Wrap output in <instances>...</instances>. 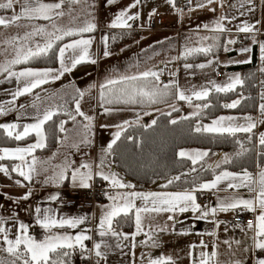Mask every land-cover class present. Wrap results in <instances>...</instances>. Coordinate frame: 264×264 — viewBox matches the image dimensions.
Instances as JSON below:
<instances>
[{
	"label": "crops",
	"instance_id": "1",
	"mask_svg": "<svg viewBox=\"0 0 264 264\" xmlns=\"http://www.w3.org/2000/svg\"><path fill=\"white\" fill-rule=\"evenodd\" d=\"M4 2L6 0H0V3ZM44 2H53V0H44ZM107 2L108 0H81L79 4L65 5L66 11L72 10L73 16L79 17L76 21L77 24L82 20H89L97 26L94 32L84 34V38H93V43L89 48L90 59H86L77 64L75 68L65 72L59 79L53 80L50 78L47 84L33 90V93L16 98L11 106V110L6 108L5 114L0 115V124L17 123L23 126L34 123L35 117L43 110L50 107L57 108L59 106L58 111L72 112L76 116V120H67L65 124L67 131L62 134L60 142L55 148L50 150H46L45 148L38 149L35 155L41 161L51 160L52 165L63 163L65 157L75 162L73 167H78L82 163H92L94 172L100 170L99 161L101 158H105L103 169L105 173L116 172L120 176L119 170L113 166L111 153L109 154L107 152V146L115 138L116 132H122L124 130L118 128L117 125L123 124L124 121H130L131 123L137 121L151 122L157 112L168 108V106L147 108L136 105L106 103L101 99V87L109 79H118L123 75L139 74L140 72L151 69L161 72L159 83L170 84L174 82L178 85L179 89L185 90L186 94H190L194 87L196 89H199L201 86L211 88V82L222 85L227 83L228 78L232 76L239 75L243 79L244 70L238 67L243 63L236 62L248 60L249 58L252 60L255 49L258 58V69L261 70L264 68V61L260 59L259 43H264V0H214V3L211 5H207V0H192L190 6L186 8L182 7L181 4L189 2V0H175V6L169 3V0H162L163 3L161 7H158L160 9L157 10L164 15L166 24L156 31L148 29V23L152 15L148 16L146 24L140 23L138 19L134 20L138 23L140 29L111 27L112 22L119 12H109L103 15V8H106L105 3ZM201 2L205 3L206 7H197ZM213 8L215 11H211ZM15 11L17 13L20 11L18 4L15 5ZM0 15L5 17L11 16L12 10L0 9ZM224 16L228 17L227 20L223 21L227 31L222 33L211 31L210 29L215 27L216 21ZM131 22L133 21H129L130 24ZM245 22L250 25H255L252 33L238 31V27L242 26ZM18 23L20 25L19 27L16 25L0 27V64L5 63L7 59L11 58L9 54L11 53V48L6 43L7 40H11L18 35L23 36L26 32L32 30L33 25H43L48 27L49 31L52 30L49 21H28L22 19ZM57 23L61 26H67L70 23V17L66 15L63 18H59ZM204 25H208V29H205L203 27ZM114 29L135 30L138 36V40L126 42L127 44L125 43L121 47L125 46L124 48L127 47L129 49L128 53H130L127 57L133 58L132 62L136 56H140V61L136 62L135 60L131 67H126L127 69L121 72L118 70L117 65H115L116 61L114 60L121 54L123 51L121 49L123 48L120 47L119 49L113 50L110 48V31ZM105 36L108 38L107 45L104 42ZM200 37H219L218 40H205L203 42L205 45L214 43L218 47L214 48L208 57L195 59L192 58L194 55H191L185 59L183 57L185 47L199 46ZM75 38L79 37H65L66 40L61 44L67 43ZM228 39L235 40L236 43L241 42V44L236 45L234 43L227 45ZM34 40L40 43L44 42L39 36L34 37ZM225 46L229 48V51H224ZM245 47H250L252 49L251 53L241 54L240 49ZM234 48L236 51L232 53ZM5 49H8V53H5ZM105 51L109 54L105 55ZM68 55L70 53L66 54V64L69 63ZM112 57L113 78L108 77L101 86L100 82L98 84V79L101 75L102 61L104 59L110 62ZM93 60L95 61L94 63L92 62ZM209 61L213 62L203 69L198 67L186 69L184 67L186 63L198 65L201 63L207 64ZM24 67L59 69L60 65L59 61L54 66L16 65L13 66V70L19 71ZM168 75L172 77L169 81L164 79V76ZM6 76V73H0V104H6L7 101L12 100L11 93L16 91L18 85V81L15 78L9 80L6 79ZM92 79H96L95 83H91L93 81ZM81 93H83L82 97L80 95ZM262 93H264V87L258 91L256 113L246 114L225 111L206 121L203 125L210 124L212 120L219 116L240 117L241 119L238 123L243 124L245 121L242 118L251 115L257 121V127L253 132L257 152H259V135L261 132H264V124L259 123V121L264 120V116L261 115L259 110V105L264 103V100L261 99ZM105 96L108 97V94ZM77 100L80 102L81 111L87 116L94 118L91 122L90 133H86L83 127L89 122L75 113V103ZM173 104L178 106L177 104L179 103L174 102ZM197 104H203V102L193 99L191 105L186 103L184 105L185 113L193 114L198 111L196 108ZM105 108L111 109V111L105 112ZM137 114H139V117ZM93 124L96 126L95 135ZM85 136L87 140L91 141L90 143H80ZM36 139L34 135L25 143H17L16 145L1 144L0 148L25 147L34 143ZM74 144L79 145L78 150L76 147H72ZM180 150H186L190 153L194 150L209 151L207 148L199 146L182 147ZM245 150V143H240L237 151L242 153ZM54 154L56 155L53 159ZM232 154H228V157L230 158ZM204 159L207 163L213 164L217 160H223V158H216L215 155H209ZM16 163L18 161L10 159L0 161V166H6L10 169L8 175L0 172V217L7 222L4 226L10 229V238H14L18 234L17 225L23 222L29 225V233L31 235L37 239H43L46 235V230L41 228L37 223V213L35 212V209L40 207L42 210L53 209L58 217H86L85 223L79 228L53 229V231L59 233L68 232L75 235L82 230L90 229L91 231L88 234L92 236V240L85 241L89 249L92 248L95 242H99L101 239H103L104 244L108 245V247L104 248L107 254V260H102L101 264H141L142 257L144 258L143 264H147V257L149 256L152 258L170 256L176 261V264H192V246H197L195 248L197 258L199 257L200 251H216L218 255L215 259L219 260L221 264H234V261L237 259L241 260L242 264H256L257 259L264 258V253L253 245L252 237L254 232L251 229L247 227H234L225 230L221 227V221L232 217L237 211H248L242 208L227 212L218 211L215 216L210 215L206 219H198V213L194 212L177 213L175 221L168 220L170 214L165 212L146 214L144 231L148 232V225H151V234L156 242V246H153V241H148L146 235L141 234L136 237L135 241L131 239L120 241L122 247L116 248L115 244L118 238L111 236L101 238L98 235V222L103 214L104 206L111 203L106 197L98 198L92 208H80L67 205L64 201L71 198L70 190L78 186H73L70 180H66L59 185L46 182L47 177L52 174V168L49 165H38V174H34L32 182L25 181L17 173L11 172V168ZM244 164L245 166L242 168L224 167L219 169L212 176L202 180L200 184L214 179L215 175L223 170L240 173L243 169H247L258 178L260 169L264 167V159L259 160L256 155L254 162L249 160ZM45 167L49 168L48 172L44 171ZM81 171L86 170L81 169ZM170 177L174 176L170 175L164 178H158L144 186H139L134 180H125L121 177L125 182L136 186L134 189L121 191L176 192L196 187H178L173 185V183L168 184ZM16 180H21L23 186L16 184ZM96 181L105 182L108 187V182L103 181L99 176H95L91 184ZM227 183V181L222 182L219 186L220 190H211L212 198L206 203L201 202V197L202 194L209 191H197L195 193L197 202L202 206L219 208L220 198L222 197L229 195L243 198L252 197L253 194L246 188H240L238 191L226 189ZM29 191L32 192L31 197L27 200L23 199ZM108 191L114 190L108 187ZM57 193H59V199L51 200L50 197ZM136 203L138 206L142 204L139 200ZM256 214H258V210ZM127 219H122L120 231L132 233L135 231L134 217H131L132 222ZM159 228H164L165 231H160ZM208 231H216V238L213 244L205 240ZM225 240L230 241L231 246L225 244ZM142 241H148V243L144 244ZM201 242L207 244L209 247L202 249L199 247ZM0 243H2V234H0ZM133 244L136 245L134 248L132 247ZM6 256V253L0 254V258ZM96 259L94 254L89 258L87 252H82V250L77 248L71 256L70 264H96Z\"/></svg>",
	"mask_w": 264,
	"mask_h": 264
},
{
	"label": "snow or ice",
	"instance_id": "2",
	"mask_svg": "<svg viewBox=\"0 0 264 264\" xmlns=\"http://www.w3.org/2000/svg\"><path fill=\"white\" fill-rule=\"evenodd\" d=\"M109 3H114L115 0H108ZM192 0H189L191 4ZM81 0H53V2H44V0H6L4 3H0V9L12 10V15L5 17L0 15V27H9L16 25L19 27L20 20H44L49 21L51 24V31L48 27L43 25H33L32 30L26 32L23 36H17L11 40H7L6 43L11 48L10 59H7L5 63L0 64V73H6V79L15 78L18 81L17 89L11 93L12 100L7 101L6 104H0V115L5 114L6 108L11 110L12 104L15 99L26 94L33 93V90L40 88L42 85L47 84L49 79H59L65 72L70 71L72 68L86 59H90L89 48L93 43V38H84L85 33H92L96 30V24L89 20H82L79 24L76 21L79 17H75L72 14V10H65L66 4H79ZM140 3V0H135L129 8H135ZM169 3L175 6V0H169ZM214 3V0H207V5ZM20 6V11H15V5ZM222 6V5H221ZM199 8L206 7V4L201 2L197 5ZM182 11V10H181ZM215 11V9H211ZM70 17V23L67 26L58 25L57 20L65 16ZM138 14H129V10H122L115 17L111 27L113 28H131L132 25L129 21L138 19ZM228 17H221L216 21L215 27L210 29L214 32L227 31L223 21L227 20ZM199 27V26H198ZM208 29V25L203 26ZM255 29V25L243 23L242 26L238 27V31L243 33H252ZM41 37L43 43L34 40V37ZM65 37H79L71 39L67 43L58 44V42L64 41ZM107 36L104 37L105 45H107ZM219 37H200V45L197 47H185L183 57H187L195 54H209L213 52V49L218 47L217 44L205 45V40H218ZM236 43L235 40L228 39L227 45ZM53 49L58 53L57 59L59 61V69L44 68L35 69L32 67H24L19 71H14L13 66L26 65L30 61L37 58H41L49 55ZM8 53V49L4 50ZM224 51H229L227 46L224 47ZM250 47L240 49L241 54L251 53ZM260 59L264 61V43H259ZM68 55L69 63L66 64L65 58ZM109 53L105 51V55ZM95 62L94 60L92 61ZM213 61H209L207 64L201 63L193 65L191 63L184 64L186 69H192L198 67L203 69L209 66ZM251 59L244 61H237L236 63H250ZM162 71V70H161ZM264 72V68L261 69ZM160 71L147 70L134 75H123L118 79H109L103 89L108 90V97L102 91L101 99L106 103H122L126 105L136 104H156L166 102V97L175 95V98L179 101H185L192 104L193 99L197 101H207L211 92L214 90L217 93H229L236 90L237 86H242L244 80L239 75L228 78V82L225 84L212 83V87L201 86L199 89L195 87L191 90L190 94H186L185 90L178 88V85L170 83L161 87ZM176 88L177 91L172 93V89ZM81 97L83 93L80 94ZM39 98V97H37ZM261 99L264 100V93L261 94ZM241 103L240 99L233 100L231 103L223 104L222 107L228 109H235ZM209 103L197 104L196 108L198 111L194 112V116H199L201 111L209 108ZM57 108H48L43 110L38 116L35 117L34 123L25 124L23 126L17 123H5L0 124V129H3L6 135L16 141H21L35 135L37 138L34 143H31L25 147L15 148H0V161L10 159L18 161L12 168L11 172L17 173L23 180L32 182L34 174H38V165H49L52 168V174L47 177L46 182L60 183L70 180L73 186L88 189L92 187L91 181L95 176H99L103 181L108 182V187L114 191H106L105 196L110 204L104 206L103 214L98 222V235L101 238L111 236L118 238L115 244L116 248H121L120 241H127L131 239L135 241L138 235L144 234L148 237V241H153V246H156V242L152 236L151 225H148L149 231L145 232L144 219L146 214L161 212L169 213L168 220L175 221L176 214H183L186 212L198 213V219H206L210 215L215 216L219 212H227L242 208L253 213L258 214L254 217V222L249 220L246 222V227L254 232L252 237L253 245L255 248L260 249L264 253V167L259 171L258 178L249 172L247 169H243L240 173L223 170L216 174L214 179L203 182L198 186L186 189L183 191L176 192H138V191H121L125 189H134V184L125 182L118 173L110 172L105 173L104 165L105 158H101L99 161V171H93L92 163H82L78 167H73L74 161L69 160L65 157L64 162L61 164L52 165L51 160L41 161L36 155L38 149H44L47 147L48 134L45 125L52 121L53 117L58 114ZM173 111H179L174 104L169 105ZM259 110L262 116H264V103L259 105ZM111 109L105 108V112H110ZM75 113L83 117L84 120L88 121L83 127L86 133L91 131V122L94 120L93 117L87 116L80 109L79 100L75 103ZM70 119L75 121L76 116L71 113H66ZM150 114V113H146ZM171 115V112L167 113ZM139 117V114H137ZM190 117L185 116L183 119H189ZM240 117L234 116H219L212 120L210 124L202 125L198 124L195 127L196 132H205L215 134L219 136H231L235 137L238 133L252 134L254 129L257 127V121L251 116H244L242 119L245 123H238ZM67 121H61L59 125V131L65 133L67 130L65 124ZM130 121H124L123 124L117 125L118 128L124 129L125 125L130 124ZM172 124L178 123L177 120L173 119L170 121ZM264 124V120L259 121ZM152 125L156 124V120L151 121ZM122 132L117 131L115 138L107 146V152L110 154L113 145L120 139ZM86 136L80 141V143H90ZM63 143V141H61ZM259 144L264 147V132L259 135ZM242 146V145H241ZM79 149L78 144L72 145ZM243 147V146H242ZM53 156V159L55 158ZM239 155V153H237ZM264 155V153H261ZM209 156V151L205 150H194L188 152L186 150H180L178 157L191 160L193 165L202 161L205 157ZM221 163H230L227 154L224 155L223 160L215 164V168H220ZM85 169L86 171H81ZM45 172L49 171L48 167L44 168ZM195 171V168H193ZM0 172L5 175L10 173L9 167L0 166ZM186 175L181 173L180 175L170 177L168 184H172L175 181H179L181 176ZM227 181L226 189L228 190H239L240 188L248 189L253 195L251 198H243L238 196L229 195L220 198V206H202L197 202L196 192L197 191H211L220 190L219 186L222 182ZM16 184L23 186L21 180H16ZM167 186V185H165ZM32 192H28L23 199L27 200L31 197ZM51 200L59 199V193L50 197ZM142 202L141 205H137L136 201ZM37 213V223L41 228L46 230V235L43 239H37L35 236L29 233V225L21 222L17 225L18 234L14 238H10V229L6 225V221L0 217V234H2V243H0V254L6 253L7 256L0 258V264H70V257L73 252L79 248L82 252H87L90 258L92 254L97 258L96 264H101V261L107 260V254L104 248L108 245L104 244L103 239L99 242H95L91 249L87 247L85 241L92 240V236L88 234L90 229L82 230L78 234L72 235L68 232L59 233L54 232L53 229H76L85 223L86 217H58L53 209H41L37 207L35 209ZM51 213V214H49ZM134 217L135 231L132 233H124L120 231V225L122 219ZM159 227V226H158ZM160 231H165L164 228H159ZM148 241H142L147 244ZM225 244L231 246V242L228 240L224 241ZM239 243V242H237ZM136 245L133 244L134 248ZM193 252L191 253L192 264H221V262L215 259L218 255L216 251L206 252L200 251L199 257L197 258L195 248L192 246ZM199 247L208 248L207 244L201 242ZM144 258L141 259L143 264ZM147 264H176V261L168 256H160L152 258L147 257ZM234 264H242V261L237 259ZM256 264H264V258L257 259Z\"/></svg>",
	"mask_w": 264,
	"mask_h": 264
},
{
	"label": "trees",
	"instance_id": "3",
	"mask_svg": "<svg viewBox=\"0 0 264 264\" xmlns=\"http://www.w3.org/2000/svg\"><path fill=\"white\" fill-rule=\"evenodd\" d=\"M134 35H137V31L135 30H111L110 48L112 50L116 49L124 42L130 41ZM62 42H58V44ZM237 44H241V42H237ZM235 51L236 49L234 48L232 53ZM57 55L58 53L53 49L49 55L32 60L26 65L54 66L58 62ZM209 55L210 53L207 55L196 54L192 58L202 59ZM238 67L244 70V84L242 86L238 85L235 91L226 94L217 93L213 90L207 101H201L209 103L211 106L204 109L199 116L185 113L184 105L187 102L177 100L175 95L166 97V102L136 104V106L147 108H159L163 106H168V108L162 109L155 114L153 117V120H156L155 125H152L151 122L137 121L128 124L124 128L120 139L113 145L111 151L113 166L119 170L120 176L125 180H134L139 186H144L158 178L170 175L177 176L185 173L186 175L181 176V179L175 181L173 185L178 187H194L198 186L205 178L212 176L215 171L224 167L242 168L245 166V162L249 160L254 162L256 155L259 160H263L264 155H261V153H264V147L260 145L258 148L259 152H257L254 132L252 134L238 133L235 137H231L195 131V127L198 124L203 125L206 121L225 111L246 114L257 112L258 91L264 87V72L258 69L256 49L254 50L251 62L240 64ZM160 85L163 87V85L168 84L160 83ZM105 91L108 94V90L105 89ZM176 91V88L172 89V93ZM235 99L241 100L237 108L228 109L222 107L223 104L230 103ZM174 102L179 103L177 104L178 106H175L179 111H173L169 107ZM121 104L119 103L118 105ZM169 112H171V115L167 114ZM66 113L58 111V114L53 117L52 121H49L45 125L48 134L46 150L53 149L59 144L63 134L59 131V125L61 121L68 118ZM185 116L190 118L183 119ZM173 119L177 120L178 123H170ZM33 136L34 134L24 140L16 141L8 137L3 129H0V145L25 143ZM243 142L246 145V150L239 153L237 149L240 143ZM190 146L205 147L209 150V155H215L216 158H223L225 154H233L229 158L230 163L221 164L220 168L214 167L219 160L213 164L207 163L203 159L196 165H193L187 157H178L180 148ZM193 168H195V171H193ZM127 220L132 222L131 217Z\"/></svg>",
	"mask_w": 264,
	"mask_h": 264
},
{
	"label": "built area",
	"instance_id": "4",
	"mask_svg": "<svg viewBox=\"0 0 264 264\" xmlns=\"http://www.w3.org/2000/svg\"><path fill=\"white\" fill-rule=\"evenodd\" d=\"M182 7L186 8L190 6L189 2L181 4ZM166 24L164 15L156 10L152 14L150 21L148 23L149 30H159L162 26ZM131 29H140L136 21L131 22ZM164 79L169 81L172 79L171 76H164ZM108 191L107 184L102 181H96L92 184L91 188L84 189L80 187L72 188L70 190L71 198L64 201L65 204L71 206H77L80 208H92L95 201L98 198H104L105 192ZM212 198V191L202 194L201 202L206 203ZM256 213L249 211H237L232 217L222 220L221 227L225 230L234 227H246V222L252 220L254 222V217ZM216 238V231H208L206 233V242L213 244Z\"/></svg>",
	"mask_w": 264,
	"mask_h": 264
},
{
	"label": "rangeland",
	"instance_id": "5",
	"mask_svg": "<svg viewBox=\"0 0 264 264\" xmlns=\"http://www.w3.org/2000/svg\"><path fill=\"white\" fill-rule=\"evenodd\" d=\"M134 2H135V0H115L114 3L107 2V3H105L106 8H103V15H106V13L108 14L109 12H119L120 13V11H122V10H129V14H138V17H139L138 21L140 23L146 24L148 16H151L154 13V11H156L157 9H160L158 7H161V5L163 3L162 0H140V3L135 8H129V6ZM152 31H156V30H152ZM137 37H138L137 35L132 36L130 41L138 40ZM127 42H129V41H127ZM125 43L126 42H124L123 44H125ZM123 44H121L116 49H119L121 46H123ZM124 47H121V48H123V49H121L123 51L114 60V61H116L115 65H117L118 70L120 72L124 69H127L126 67H129V66L131 67L135 60H136V62L140 61V56L139 57L136 56L135 60L132 62L133 58L127 57V55L130 53V52L128 53L129 49H127V47L126 48H124ZM126 72L128 73V71H126ZM108 77L113 78V57H112L110 62L108 60L103 59L102 70H101L100 78L98 79V84L100 82V84L102 86ZM92 80L93 81L91 83H93V82L95 83L96 79H92ZM102 91L105 93V95L107 94L106 91L103 90V88L101 87L100 94L102 93ZM101 104H102V102H101ZM67 113H71L73 115L72 112H67ZM94 114H95V112H94ZM69 119H70V117L68 115V118L64 121H67ZM93 126H94V124H93ZM95 127L96 126H94V135L96 134V128ZM92 134H93V132H92Z\"/></svg>",
	"mask_w": 264,
	"mask_h": 264
}]
</instances>
